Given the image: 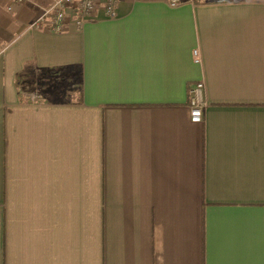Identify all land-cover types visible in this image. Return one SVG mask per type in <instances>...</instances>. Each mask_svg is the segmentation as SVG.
<instances>
[{
    "label": "crops",
    "instance_id": "0c3cea01",
    "mask_svg": "<svg viewBox=\"0 0 264 264\" xmlns=\"http://www.w3.org/2000/svg\"><path fill=\"white\" fill-rule=\"evenodd\" d=\"M170 2L0 0V264H264V0Z\"/></svg>",
    "mask_w": 264,
    "mask_h": 264
},
{
    "label": "built area",
    "instance_id": "2783aa9c",
    "mask_svg": "<svg viewBox=\"0 0 264 264\" xmlns=\"http://www.w3.org/2000/svg\"><path fill=\"white\" fill-rule=\"evenodd\" d=\"M13 4L22 5L33 2V0H11ZM146 1V0H137ZM53 5L49 9H45L43 14L34 21L30 28H45L54 33H60L67 29V18L73 16V23L80 28L83 23L98 11H102L105 17L113 19L118 16V5L120 0H52ZM172 6H177L180 0H171ZM11 10V7L9 8ZM194 59L196 63H200L199 51H194ZM205 85L199 82L192 86L190 90L191 103V121L199 124L204 119V110L206 108V100L204 97Z\"/></svg>",
    "mask_w": 264,
    "mask_h": 264
},
{
    "label": "rangeland",
    "instance_id": "374dc122",
    "mask_svg": "<svg viewBox=\"0 0 264 264\" xmlns=\"http://www.w3.org/2000/svg\"><path fill=\"white\" fill-rule=\"evenodd\" d=\"M43 78V77H42ZM67 78H62L59 76H52L45 81L40 80V77L33 81L34 85H37V90L36 93H34V97L31 98L32 101L36 102H56V103H74L77 99V94L70 95L69 93L66 92V94H63L59 91H56L55 89H60L63 88L59 84H54L55 81L63 83L66 81ZM68 81V80H67ZM72 81V80H71ZM68 85L64 84V87H67ZM74 88L78 87V81L77 77L74 80ZM41 89V90H40ZM40 91V92H39Z\"/></svg>",
    "mask_w": 264,
    "mask_h": 264
}]
</instances>
